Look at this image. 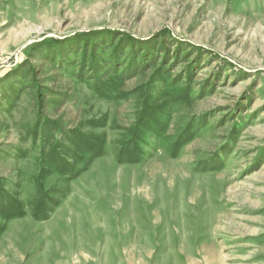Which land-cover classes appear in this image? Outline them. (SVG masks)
Listing matches in <instances>:
<instances>
[{"label": "rangeland", "instance_id": "1", "mask_svg": "<svg viewBox=\"0 0 264 264\" xmlns=\"http://www.w3.org/2000/svg\"><path fill=\"white\" fill-rule=\"evenodd\" d=\"M0 264H264V0H0Z\"/></svg>", "mask_w": 264, "mask_h": 264}, {"label": "trees", "instance_id": "2", "mask_svg": "<svg viewBox=\"0 0 264 264\" xmlns=\"http://www.w3.org/2000/svg\"><path fill=\"white\" fill-rule=\"evenodd\" d=\"M136 130L137 131L135 132L134 137L131 139L130 143H128L129 145H125L124 147L121 148L119 155H118V159L120 162L123 159L125 161H127L128 163H132V164H134V163H136V161H138L139 156L141 154V150H140L138 144H136V142H137V139L140 137L141 129L136 128ZM38 213L39 212H36L34 214V216L37 217Z\"/></svg>", "mask_w": 264, "mask_h": 264}, {"label": "water", "instance_id": "3", "mask_svg": "<svg viewBox=\"0 0 264 264\" xmlns=\"http://www.w3.org/2000/svg\"><path fill=\"white\" fill-rule=\"evenodd\" d=\"M52 36V35H51Z\"/></svg>", "mask_w": 264, "mask_h": 264}]
</instances>
